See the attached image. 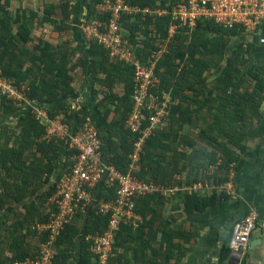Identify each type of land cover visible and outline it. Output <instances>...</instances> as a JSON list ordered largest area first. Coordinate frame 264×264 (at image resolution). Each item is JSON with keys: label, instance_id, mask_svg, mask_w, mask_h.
I'll return each mask as SVG.
<instances>
[{"label": "trees", "instance_id": "16d2710c", "mask_svg": "<svg viewBox=\"0 0 264 264\" xmlns=\"http://www.w3.org/2000/svg\"><path fill=\"white\" fill-rule=\"evenodd\" d=\"M72 1L37 0L14 10L13 0H0V70L24 86L30 100L19 107L5 96L0 99V118H5L0 121V264L39 253L45 235L39 234L38 224L48 221L57 209L49 198L63 173L74 164L76 150L66 139L46 137L51 120L62 117L76 129L90 118L98 128L104 153H109L108 162L126 172L132 160L136 135L126 127V121L134 103L133 66L114 59L83 32L87 53L95 59L96 81L106 89L94 112L87 105H74L79 92L76 75L84 72L86 58L77 55L79 49L70 43L75 36ZM102 1L89 0L90 15ZM177 1L131 0L144 7L169 9ZM169 18H159L164 32ZM124 21L133 32L143 29L140 21L130 17ZM41 26L46 28L45 36L37 41L33 32ZM55 33L67 38L55 45L50 41ZM242 33L240 27H225L209 19H199L194 28L184 27L177 33L158 68L160 88L171 90L176 102L165 129L155 130L148 138L134 171L140 179L168 185L213 177L219 183L229 179L231 163L240 170L243 158L239 150H246L247 141L257 134L264 118V75L250 63L248 46L243 42L230 45L232 38ZM154 41H146L145 58L156 48ZM98 92L94 89L95 97ZM8 116L12 120L5 122ZM220 159L218 169L212 168ZM94 189L97 200L79 211L59 236L53 264H97L86 236L108 228L110 213L100 212L97 203L102 198L113 199L116 187L101 183ZM222 196L178 192L169 197L161 193L138 197L135 209L142 222L137 228L121 224L113 242L117 255L109 264H162L160 256L169 261L174 250L183 253L184 244L173 239L185 232L173 227L172 219L164 217L160 209L168 198L183 199L191 214ZM230 251L228 245L219 264Z\"/></svg>", "mask_w": 264, "mask_h": 264}, {"label": "built area", "instance_id": "2783aa9c", "mask_svg": "<svg viewBox=\"0 0 264 264\" xmlns=\"http://www.w3.org/2000/svg\"><path fill=\"white\" fill-rule=\"evenodd\" d=\"M166 16H170V20L165 33L159 18ZM128 17L140 21L138 24L143 29L133 32L124 24V18ZM199 19L214 20L225 27L237 26L244 33L254 31L264 21V0H178L172 9L144 7L131 0H103L92 16L81 20L79 26L86 39L97 40L114 59L133 66L134 103L126 121V127L136 135L134 150L130 154L132 160L126 172L109 163L98 128L90 118L76 129L62 121V117L51 120L46 137L66 139L70 147L76 150L74 164L63 173L57 182L56 192L49 198L48 202L57 209L48 221L38 224L39 234L45 235L39 253L35 257L15 260L12 264H53L59 236L79 211H85L97 200L93 189L101 183L115 186L116 190L113 199L106 201L102 198L97 203L100 212L110 213L108 228L101 234L90 233L86 236L97 264H109L111 257L117 255L113 242L122 223L137 228L142 222V215L135 209L138 197L153 193L167 197L178 192L224 196L237 193L233 163L229 179L219 183L207 178L167 185L140 179L134 173L148 138L155 130L165 129L175 103L172 91L160 88L162 78L158 68L171 51L170 44L177 33L184 27L194 28ZM148 39L155 40L156 48L145 58L143 52ZM161 69L164 71V66ZM4 96L19 107L30 104L24 86H18L15 80L0 70V99ZM220 163L221 160L212 167H218ZM259 219L258 210L252 207L235 221L228 245L237 256H243L248 249Z\"/></svg>", "mask_w": 264, "mask_h": 264}, {"label": "crops", "instance_id": "0c3cea01", "mask_svg": "<svg viewBox=\"0 0 264 264\" xmlns=\"http://www.w3.org/2000/svg\"><path fill=\"white\" fill-rule=\"evenodd\" d=\"M36 2L37 0H13L12 9L15 10L21 5L28 7ZM72 7L75 36L70 39V43L79 49L77 55L81 54L86 58L84 72L81 71L76 75L79 92L73 102L76 106L87 105L94 112L106 86H101L96 81L95 59L87 53L86 41L79 26L83 18L93 14L90 15L89 12V0H73ZM38 11L42 16L43 12L40 9ZM37 31L39 35L40 33L45 35L46 28L41 26L34 29L33 36L38 41L43 35L38 37ZM55 37H58V34L50 39L55 45L67 38L62 37L57 40ZM241 42L250 48L248 53L250 63L264 75V21L256 30L234 36L230 45L233 47ZM27 45L30 47V43ZM94 89L99 91L96 97L93 93ZM174 100L176 102L175 98ZM262 110L264 112V95ZM247 146L245 151L239 150L243 164L240 170L235 172L236 194L222 196V199L215 204L194 210L191 214L186 212L183 199L181 202L178 199H167L168 202L160 211L164 217L172 219L173 227L185 232V236H175L173 239L176 243L184 244L182 247L184 254L176 249L169 261L160 256L162 264H219L228 247L235 221L246 215L252 207L258 210L260 219L251 236L248 249L243 256H237L230 251L223 264H264V118L257 127V134L247 141ZM105 150L108 151V147H105ZM106 154L108 156L109 153ZM212 168L218 169L216 166ZM217 171L220 176L223 174V170ZM27 200L30 201L31 198ZM20 207L21 205L15 207L16 213ZM14 217L13 213L11 222ZM159 223L157 222V226Z\"/></svg>", "mask_w": 264, "mask_h": 264}, {"label": "rangeland", "instance_id": "374dc122", "mask_svg": "<svg viewBox=\"0 0 264 264\" xmlns=\"http://www.w3.org/2000/svg\"><path fill=\"white\" fill-rule=\"evenodd\" d=\"M31 2V1H30ZM36 8H38V6L36 5ZM39 9V8H38ZM56 34V33H55ZM40 35H43V36H45L44 34H42V33H40ZM39 35V31H37V36L39 37L40 36ZM47 36H48V34H47ZM55 38H57V40L59 39L58 37H55ZM61 38V37H60ZM3 119H5V118H3ZM2 118H0V121L1 120H3ZM12 120V118L10 117V116H8L7 118H6V121L5 122H9V121H11ZM2 125V123L0 124V126Z\"/></svg>", "mask_w": 264, "mask_h": 264}]
</instances>
